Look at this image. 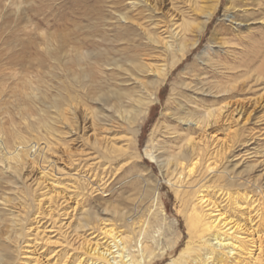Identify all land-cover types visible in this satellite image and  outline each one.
<instances>
[{
	"label": "rangeland",
	"instance_id": "rangeland-1",
	"mask_svg": "<svg viewBox=\"0 0 264 264\" xmlns=\"http://www.w3.org/2000/svg\"><path fill=\"white\" fill-rule=\"evenodd\" d=\"M78 51L107 52L117 66L86 80ZM124 104L130 123L117 116ZM225 106L208 137L180 122ZM152 138L168 149L194 139L197 154L219 156L213 173L198 166L189 179L202 192L193 207L209 222L228 213L225 244L241 250L192 232L182 195L147 155ZM110 229L178 242L158 264L209 240L229 264H264V0H0V258L92 264Z\"/></svg>",
	"mask_w": 264,
	"mask_h": 264
},
{
	"label": "bare ground",
	"instance_id": "bare-ground-1",
	"mask_svg": "<svg viewBox=\"0 0 264 264\" xmlns=\"http://www.w3.org/2000/svg\"><path fill=\"white\" fill-rule=\"evenodd\" d=\"M141 5H142L141 2H133L131 10L139 8ZM211 14H209V18L205 22V25L207 24V26L211 20V17H212ZM127 21H128L127 15L124 14V15H121L119 17L118 23L126 24ZM207 26H203V28L201 29V34H203V32L205 31ZM106 42H107V39H106V37H104L100 43L103 44ZM74 62H75L74 64L81 69V75L80 76L86 80H88V79L90 80V79H92V76L93 77L95 76V72H94L95 69H102L103 67L109 68V67L117 66L115 64V62L113 61V59H111L109 57L107 52H103V51L96 53V54H93V52L82 54L81 52L78 51L76 54V58H75ZM145 67L146 66H144L143 69H145ZM160 83H162V82L159 81L156 83V85L157 84L159 85ZM125 94H127V93H125ZM131 94H133V93H131ZM121 95L124 96L123 94H121ZM131 96H133V95H131ZM135 97H137V96H135ZM128 99L131 101V103L134 101V97H130ZM148 101H149V98H148ZM152 101H154V100H152ZM130 106H131L130 104H128V106H126V105L122 106V109L123 110L125 109V110L124 111L119 110V112H117L118 113L117 116L119 117V120H121L123 122L128 121L129 123H130V121H132L131 119H129L131 109L128 110V108ZM227 106H230V104ZM227 106L221 107L216 112L215 111H208L204 114V116L201 119H198L196 121L191 122L189 120V118H185V119L180 120V122L183 125H187L188 127L195 128V129L203 132L204 136L208 137L207 133H209V131L214 128L217 121H219L222 116H225L226 108H228ZM146 107H147L146 104H144L142 101H139V106H136V107L133 106V111L135 110L136 114L142 115V114L146 113V109H147ZM239 107H236L235 111H237L239 114H242V110L239 109ZM54 108L56 110L61 109L60 101L55 102ZM132 116L134 117V115H132ZM135 116H137V115H135ZM135 132H138V130H135ZM211 134L212 133H210L209 135L211 136ZM185 141H186V143H184L181 146H178V147L176 146L174 149H168V148H165L160 143H156L155 139L152 138L151 145L148 147V150H147V155L151 159L154 160V162L161 168L162 171L166 172L165 175H167V177L171 178V179L168 178L169 184H172L174 187H177L178 194L182 195V197H183L182 200L187 206V210H188L187 212L189 214L188 219H189V223H190L192 232H194L195 234H199L200 236H202L201 238H204L206 236H211L214 238V240L219 241V243L222 246L225 245V247H228V248L231 246V247H233V249H240V246L238 247L235 243L225 244V242L228 241V239L225 237L227 235H225V233H223L224 229L220 225H221V223L224 222L225 224H223V226L224 225L229 226V222H231L230 221L231 217L227 216L228 213L223 211V213H221V215L218 214L219 216L217 217L216 220L209 222L207 219V215H205L204 212H200L195 206L193 207V205H194L193 199L197 198V195H200V194L202 195V192H200L201 190L199 192L196 190H195L196 192H192L193 184L195 185V183L198 182L199 180H196L195 182L190 183L189 179L192 177V175L194 173L197 174L198 166L203 167V169H202L203 171H204V167H205V169H207L208 172L213 173L211 171H214L215 168L212 169V167H213L212 165L217 166V164H219V163H217L218 159H220L219 156L214 157L210 154H206V155L197 154V148L199 147V144L194 139H187ZM200 142L202 143L204 141L202 139H200ZM225 154H223V155H225ZM14 158L16 160H18L19 162H21L22 159H24V156L20 152H18L14 156ZM133 159H135V157H133ZM213 159L215 161L212 164L211 163L209 164V162L212 161ZM134 166L136 168L138 167L137 164H135ZM202 170H200V173H202ZM218 173H219V175H218L219 179L228 180L229 185L233 186V185H231V183L233 184L234 182H231V181H234L235 179H234V177L233 178L231 177L230 172L228 171L227 168H224L223 170L218 171ZM198 176L201 177L202 175H200L198 172ZM141 180H143V179H141ZM173 181H175V182H173ZM134 185H136V182ZM139 185H138V187H139ZM195 186H194V188H195ZM151 190L152 191H150V192L153 193V197L151 196V203H152L151 207L155 208V205H156L157 208H155V210L156 211L158 209L160 210L161 204H160L159 188H158V186H155ZM150 192L147 193V196H148V194L151 195ZM205 199H206V197L202 198L201 202ZM236 201H237V199H236ZM237 204H239V203L235 202V206H238ZM154 213H156V212H154ZM127 216H128V214H127ZM139 216H141V215H139ZM145 216H147V214ZM118 217H120L119 214H118ZM121 218H122V220L125 221V223L127 222V218H124V216H122ZM161 220L163 222L165 221L162 218H161ZM233 220H234V218H233ZM131 222H133V221H131ZM144 222H146V221H144ZM141 223H143V222H141ZM152 223H154V222H152ZM235 223H237V222H235ZM148 224H149V222H148ZM127 226L131 227L132 225L131 226L127 225ZM234 226H236V225L234 224ZM132 227H131L132 233H135V232H133L134 231V225ZM231 229H233V228H231ZM106 235H107L108 241L101 243V244L96 243L95 249L94 250L92 249L90 251L89 263H92V264H158V261L160 259L165 258L169 252L174 251L179 244L178 242H171V243H169V245L167 247L163 246L162 248H160V241L156 242V239L150 237V235L147 232V229H142L138 235L134 234V236H131L128 234L125 235L121 231L117 232L115 229H110V230L106 231ZM109 239L112 240V242L110 244H108ZM230 241H234V240H230ZM211 242L212 241L209 240L206 243H204V245H201L197 248L195 246L194 247H187L188 248L187 253H184L180 256V258L178 257V259L173 260V264H192L189 262V260H191V259H193L192 262H194L196 264H203V263H205V261L208 262L211 259L214 260V263H217V264H229L227 262L228 260L225 258L226 257L225 253L219 252L218 250H216V248L214 246L212 247ZM205 256H208V257L210 256V257H209V259H205ZM0 264H9V263H8V261L5 262L4 260H2V258H0Z\"/></svg>",
	"mask_w": 264,
	"mask_h": 264
}]
</instances>
